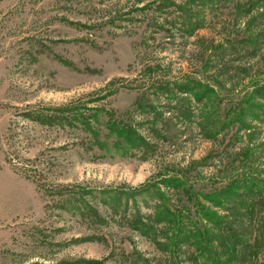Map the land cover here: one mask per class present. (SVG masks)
<instances>
[{
	"label": "rangeland",
	"instance_id": "374dc122",
	"mask_svg": "<svg viewBox=\"0 0 264 264\" xmlns=\"http://www.w3.org/2000/svg\"><path fill=\"white\" fill-rule=\"evenodd\" d=\"M245 1L198 7L188 36L154 1L0 0V264H236L223 248H254L264 211L248 224L234 202L200 201L219 229L194 214L196 193L264 182V96H252L264 86V0L248 12ZM186 79L213 94L158 90ZM106 120L144 145L114 149ZM174 176L177 187L160 183ZM163 208L177 219L150 226L152 241L139 222ZM257 248L246 264H262Z\"/></svg>",
	"mask_w": 264,
	"mask_h": 264
},
{
	"label": "trees",
	"instance_id": "16d2710c",
	"mask_svg": "<svg viewBox=\"0 0 264 264\" xmlns=\"http://www.w3.org/2000/svg\"><path fill=\"white\" fill-rule=\"evenodd\" d=\"M148 1V2H146ZM153 3L154 10L158 12V17L161 18L164 17V24H168L170 20H166L170 15H177L176 19H179L180 23L178 24V28L176 29L178 32H182L185 35L190 36L193 31L200 28L203 23L202 15H200V11H196L198 7H203L204 4L208 3L209 6L215 5L218 3H226L231 2L233 0H145V4L140 6L139 10H144L148 7H150V4ZM257 0H246L245 7H247L246 11L248 12L252 3H256ZM195 5L194 7L192 5ZM191 13V14H190ZM187 17L189 20L183 21L184 18ZM159 18V19H160ZM163 19V18H162ZM156 25L161 26L163 24H159V22H156ZM155 26V25H154ZM160 87L158 90L162 92L163 94H166L169 97H173L171 94V90H174L177 95H187L189 93H192L194 97L197 100V103L201 101L202 97L211 96L213 94V88L208 86V84L192 79H186L182 82L176 83L171 82L169 80H165L164 82H161ZM198 87L201 92L194 93L195 87ZM252 96L256 99H259L264 96V86L256 87V89L253 91ZM199 99V100H198ZM95 110L94 112H97L98 110L96 108H91ZM104 112L103 110L101 111ZM74 115L75 114V120L78 121L86 131L90 134V137L94 138V143L105 147L106 144L103 142L102 144H98L96 140V134L89 122V119L84 118L79 110L69 111L65 112V114ZM94 116V115H93ZM233 121V120H232ZM231 122V121H230ZM236 122V120H234ZM104 129L107 130L110 136H113L114 138V149L120 150L122 154L126 153L129 149H139V147L144 145V141L141 138V136L136 133L134 128L127 126L125 124H120L111 120H106L104 125ZM177 176L172 177H166L163 180H160V183L167 188L170 187H177L175 185L179 184V179H177ZM176 179V180H175ZM232 185V183L230 184ZM243 184L236 186V190L233 188H229L227 190H220L216 193H207V194H194V200H195V210L194 214L198 217L200 221H211V223L214 226H217V229L220 228L221 224H219L218 217L212 212H210L208 209H206L203 205H201L200 201H203L204 203H209L213 208L217 209H223L226 211L224 206L225 204L230 202L232 211L236 213V218H242L246 219L245 221L249 224L250 220H247L249 216L253 214V212L258 209V211H264V182H261L260 184H255L254 186L247 187ZM83 194H90L88 190L81 191ZM226 195V198L222 201L221 198ZM199 200V201H198ZM164 209V208H163ZM165 212L162 213L159 211L158 213L154 215V220L151 217H147L145 222H139L138 230L142 235L145 237L150 238L152 241H154V237L158 232H151L150 226L157 225V223L164 221L166 223H172L173 219H177L171 211L169 212L168 209H164ZM196 211V212H195ZM213 219V220H212ZM254 224V223H253ZM178 224H176L177 226ZM240 227L242 229V225L240 224ZM196 230V229H195ZM178 232V231H177ZM176 232V233H177ZM246 234V233H245ZM230 238H232L233 246L236 247V245L240 242L238 239V229L236 228V241L234 235H230ZM254 241V248H250L247 246L246 243H242V250L241 251H234L233 249H226L223 248L225 251L228 252V257L234 259V262L236 264H246L250 258L256 257V255L259 253L258 243H263L264 241V217H261L260 222L256 225V234L253 237ZM257 249V250H256ZM256 251V252H255ZM263 260L262 264H264V250L262 252ZM66 264V263H64ZM71 264V263H70ZM72 264H100L99 262L93 261V260H76L72 262ZM213 264H216L215 261H213Z\"/></svg>",
	"mask_w": 264,
	"mask_h": 264
}]
</instances>
